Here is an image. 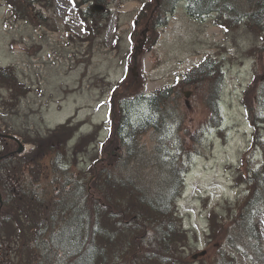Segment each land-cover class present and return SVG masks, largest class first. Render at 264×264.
Here are the masks:
<instances>
[{"label":"rangeland","instance_id":"obj_1","mask_svg":"<svg viewBox=\"0 0 264 264\" xmlns=\"http://www.w3.org/2000/svg\"><path fill=\"white\" fill-rule=\"evenodd\" d=\"M78 1H35V9L40 8L47 20L34 24L30 16H15V10L0 0V64L12 66L29 87L11 105L10 93L0 89V129L15 132L31 152L37 136L60 137L61 132L46 131L69 125L75 136L68 143L67 138L62 152L67 154L69 169L90 191L97 167L113 156L114 143L119 146L114 132L108 137L113 118L119 128L120 108L125 121L137 124L148 113L143 95L164 85L174 86L177 77L199 62L206 61L209 70L221 68L223 76L215 85L220 93L218 122L212 123L197 93L183 87L182 94L174 98L173 105H179L174 108L175 121H168L172 128L165 140L167 148L176 153L179 137L185 138L178 153L186 173H181L183 184L170 212L177 227L172 241L180 259L176 264H215L217 236L224 227L230 230L237 217L238 198L244 193L242 173L247 165L254 169L260 164L264 144L262 121L257 117L258 124L253 123L251 117V123L244 104L246 96L249 104L256 105V114L264 115V33L259 6L249 10L246 0H234L241 4V15L248 10L250 16L231 22L226 11L191 17L181 1L166 24L157 27L156 0H107L94 10L107 13L93 36L82 27L73 8ZM120 80H124L121 86ZM203 85L194 87L200 90ZM177 122L180 129L174 132ZM195 132L198 136L194 138ZM253 223L264 252V205L255 211ZM149 241L155 242L146 239L142 247L154 253V247L147 246ZM230 250L223 246L226 258L233 252L240 264H251ZM163 259L177 260L164 253L157 259L147 258L145 264H168Z\"/></svg>","mask_w":264,"mask_h":264},{"label":"trees","instance_id":"obj_2","mask_svg":"<svg viewBox=\"0 0 264 264\" xmlns=\"http://www.w3.org/2000/svg\"><path fill=\"white\" fill-rule=\"evenodd\" d=\"M5 1L19 18L30 16L32 21H36L34 24L47 20L40 10L35 9L34 2L38 0ZM106 1H78V4H87L84 9L77 6V11L84 28L93 36L96 27L102 28L99 26L103 20L101 16L104 17L107 12L91 11V5L105 4ZM178 1H155L157 26L165 24L167 15L173 12ZM200 1L186 0L189 15L197 17L211 10L220 11L218 8L206 9L200 6ZM262 2L264 0H246V8L253 10L259 6L261 10ZM239 6L235 4L233 10L226 11L229 21L239 22L241 18L250 16L248 10L241 15ZM261 15L263 17L259 22L264 33V13ZM207 68L210 65L202 61L176 80L174 86L165 85L150 95H143L149 109L137 124L125 121L120 108L119 128L115 127L117 121L112 117L108 138L113 132L118 137L119 146L114 143L116 149L111 151L123 163L114 162L112 155L107 161L103 159L102 165L93 173L90 191L69 169L67 154L62 152L74 130L67 124L46 132H61L60 137L37 136L32 140L36 147L31 152L24 155L11 153L2 158L0 264H145L147 258L155 256L157 259L164 253L177 260L163 259L162 263L176 264L180 259L176 256V243L172 241L177 227L170 212L172 200L182 185L181 172L185 166L178 150L184 148L185 138L178 136L179 147L176 153H171L165 142L172 128L168 121H175L174 113L179 105L177 102L173 105L175 96L182 94L181 88L190 87L192 92L197 93L202 107L208 110L209 118L214 121L212 123L218 122L220 93L215 91V85L222 78V72L221 68ZM195 74H205L206 77L199 78ZM196 84L204 85L197 90L194 87ZM2 88L10 93V105L29 91L10 65L0 66ZM135 94L141 97L137 92ZM245 102L252 122L258 124L256 105L249 104L246 96ZM111 114L113 116V112ZM263 118L259 119L264 126ZM179 129L177 122L174 132ZM195 135L198 136V132H195L194 138ZM149 136L152 144L149 143ZM0 142L3 144L2 152H11L14 148L11 139L1 137ZM262 145L261 164L256 169L246 167L242 173L241 182L245 189L238 198L241 201L237 204L234 225L230 230L224 227L221 236H217L220 240L219 246L215 247V264H240L235 254L229 252L225 257L224 245L241 253L251 264H264V252L253 223L255 211L264 205L263 142ZM186 154L190 156L188 149ZM46 159L48 162L44 164ZM151 234L158 236L152 238ZM146 239L155 241H149L147 245L154 247V253L144 251L142 244Z\"/></svg>","mask_w":264,"mask_h":264},{"label":"bare ground","instance_id":"obj_3","mask_svg":"<svg viewBox=\"0 0 264 264\" xmlns=\"http://www.w3.org/2000/svg\"><path fill=\"white\" fill-rule=\"evenodd\" d=\"M236 2L234 0H201L200 1V6L205 7L206 9L209 8H218L220 9V11L218 10L219 15H221V10L222 11H231L233 10L235 7ZM212 12H217L216 10H211L207 13H212ZM261 13H264V2L261 3ZM146 109L148 110L149 107H146Z\"/></svg>","mask_w":264,"mask_h":264},{"label":"water","instance_id":"obj_4","mask_svg":"<svg viewBox=\"0 0 264 264\" xmlns=\"http://www.w3.org/2000/svg\"><path fill=\"white\" fill-rule=\"evenodd\" d=\"M21 145V144H20ZM18 150H21V146L19 147V149Z\"/></svg>","mask_w":264,"mask_h":264},{"label":"snow or ice","instance_id":"obj_5","mask_svg":"<svg viewBox=\"0 0 264 264\" xmlns=\"http://www.w3.org/2000/svg\"><path fill=\"white\" fill-rule=\"evenodd\" d=\"M226 30V29H225ZM261 39H264V37H262Z\"/></svg>","mask_w":264,"mask_h":264}]
</instances>
